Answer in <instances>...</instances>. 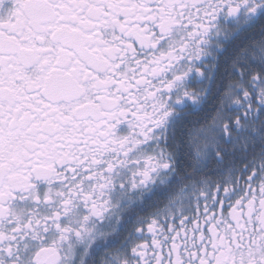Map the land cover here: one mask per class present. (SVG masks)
Listing matches in <instances>:
<instances>
[{
    "label": "snow or ice",
    "instance_id": "obj_1",
    "mask_svg": "<svg viewBox=\"0 0 264 264\" xmlns=\"http://www.w3.org/2000/svg\"><path fill=\"white\" fill-rule=\"evenodd\" d=\"M0 264H264V0H0Z\"/></svg>",
    "mask_w": 264,
    "mask_h": 264
}]
</instances>
